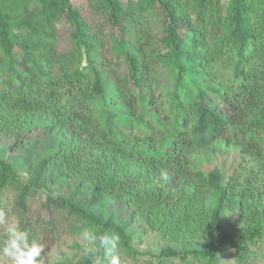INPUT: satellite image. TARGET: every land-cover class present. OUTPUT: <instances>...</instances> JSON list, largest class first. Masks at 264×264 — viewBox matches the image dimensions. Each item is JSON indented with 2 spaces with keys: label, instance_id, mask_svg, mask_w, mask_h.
I'll use <instances>...</instances> for the list:
<instances>
[{
  "label": "trees",
  "instance_id": "1",
  "mask_svg": "<svg viewBox=\"0 0 264 264\" xmlns=\"http://www.w3.org/2000/svg\"><path fill=\"white\" fill-rule=\"evenodd\" d=\"M0 134V212L40 244L91 228L144 264H248L264 243V0H0ZM134 225L203 236L141 260Z\"/></svg>",
  "mask_w": 264,
  "mask_h": 264
},
{
  "label": "rangeland",
  "instance_id": "2",
  "mask_svg": "<svg viewBox=\"0 0 264 264\" xmlns=\"http://www.w3.org/2000/svg\"><path fill=\"white\" fill-rule=\"evenodd\" d=\"M77 4H84V0H72ZM12 142L9 136H4L0 134V158L6 157L8 143ZM41 141L37 140V144H40ZM43 148V147H42ZM200 158L208 162L211 158V155L205 151L200 152ZM232 159L230 153L222 155L220 157L214 158L212 161L217 163H228ZM246 160H243L242 163L245 164ZM256 166H254L255 168ZM257 168V167H256ZM23 173V172H21ZM5 196V200H9V196ZM40 201L36 198L32 201L31 206L35 213H38ZM9 220V219H7ZM131 233L133 235L132 247L136 252H138L139 258L143 259H153L150 254H158L161 248L171 245L178 248L181 244L190 245L191 243H196L201 239L203 234L195 236H180L176 238L171 234H162L157 231H144L142 228L134 225L131 228ZM44 253H42V264H72L77 255L81 254L82 250L85 249V245L80 238V235H62L59 239L52 242H45ZM256 254L253 256L251 261L248 264H264V243L255 248ZM222 264H238L234 259L233 250H227L224 252ZM122 264H144L143 261H136L131 258L121 257ZM0 264H8L7 259L0 254Z\"/></svg>",
  "mask_w": 264,
  "mask_h": 264
},
{
  "label": "clouds",
  "instance_id": "3",
  "mask_svg": "<svg viewBox=\"0 0 264 264\" xmlns=\"http://www.w3.org/2000/svg\"><path fill=\"white\" fill-rule=\"evenodd\" d=\"M161 178L167 181L165 173ZM20 218L6 220L0 212V227L3 228L4 239L0 243V254L8 264H42V253L45 249L35 239H31L23 230ZM81 241L87 245L85 252L92 256L91 264H122L121 256L116 249L120 242L117 233H98L91 228H83L80 232Z\"/></svg>",
  "mask_w": 264,
  "mask_h": 264
}]
</instances>
